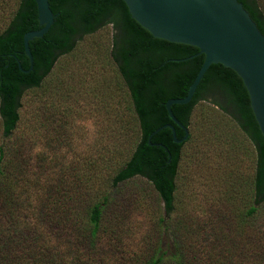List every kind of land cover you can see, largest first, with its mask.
Masks as SVG:
<instances>
[{
	"label": "trees",
	"instance_id": "1",
	"mask_svg": "<svg viewBox=\"0 0 264 264\" xmlns=\"http://www.w3.org/2000/svg\"><path fill=\"white\" fill-rule=\"evenodd\" d=\"M237 1L264 35V0ZM47 2L53 21L41 37L28 41L32 63L25 72L16 62L23 70L29 66L21 37L38 27L35 2L12 0L5 12L9 0H0V264H264V140L241 79L230 68L211 63L190 100L170 105L173 116L188 129L195 104L209 101L236 122L255 148L250 188L242 196L247 204L238 212L228 206L215 211L209 237L189 216L176 213L174 205L180 147L189 134L175 143L164 127L149 137L158 145L147 143L150 131L163 123L173 125L176 138L183 135L164 102L185 95L203 55L195 46L153 37L130 17L122 0ZM106 25L111 28L108 55L127 89L139 132L130 155L116 167L111 186L141 177L151 185L163 212L136 247L122 252V242L103 235L113 233L103 223L113 189L80 204L65 194L51 200L50 187L39 183L36 188L37 177L25 175L28 162L8 143L19 121L22 91L39 86L57 57L72 51L83 35ZM84 189L83 195L89 196V185Z\"/></svg>",
	"mask_w": 264,
	"mask_h": 264
},
{
	"label": "rangeland",
	"instance_id": "2",
	"mask_svg": "<svg viewBox=\"0 0 264 264\" xmlns=\"http://www.w3.org/2000/svg\"><path fill=\"white\" fill-rule=\"evenodd\" d=\"M110 35L109 25L83 35L72 51L57 57L39 86L22 91L19 121L8 143L28 162L25 175L37 177L36 188L39 183L50 187L51 200L65 194L80 204L113 189L116 167L138 141L127 89L108 55ZM187 131L174 205L176 213L189 216L210 237L215 211L228 206L238 212L247 204L242 196L250 188L255 148L229 115L205 99L193 107ZM87 185L91 193L84 196ZM113 192L103 218L113 233L103 235L122 242V252L139 244L163 215L162 204L137 176Z\"/></svg>",
	"mask_w": 264,
	"mask_h": 264
},
{
	"label": "water",
	"instance_id": "3",
	"mask_svg": "<svg viewBox=\"0 0 264 264\" xmlns=\"http://www.w3.org/2000/svg\"><path fill=\"white\" fill-rule=\"evenodd\" d=\"M122 1L130 17L153 37L195 46L196 53L203 55L202 62L185 95L170 97L164 102L168 117L183 131V135L176 138L173 125L163 123L150 131L147 136L148 144H151L149 137L164 127L171 130L173 142L179 143L185 140L188 134L187 128L173 116L170 105L185 104L190 100L196 85L211 63H220L230 68L241 79L253 117L264 140V35L257 29L240 2L237 0ZM34 2L38 27L25 31L21 37L23 53L28 58L29 66L23 70L16 62L17 68L25 72L31 68L32 63L28 41L33 37H41L53 21L47 0H34Z\"/></svg>",
	"mask_w": 264,
	"mask_h": 264
}]
</instances>
